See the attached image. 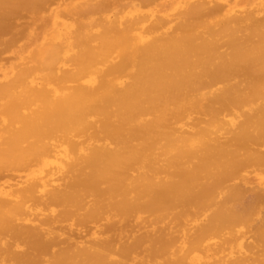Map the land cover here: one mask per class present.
I'll return each mask as SVG.
<instances>
[{
    "label": "bare ground",
    "instance_id": "1",
    "mask_svg": "<svg viewBox=\"0 0 264 264\" xmlns=\"http://www.w3.org/2000/svg\"><path fill=\"white\" fill-rule=\"evenodd\" d=\"M0 264H264V0H0Z\"/></svg>",
    "mask_w": 264,
    "mask_h": 264
}]
</instances>
